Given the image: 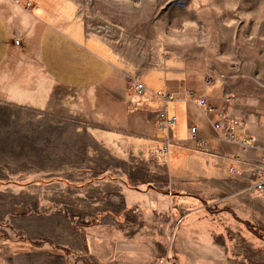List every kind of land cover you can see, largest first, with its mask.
<instances>
[{
    "label": "rangeland",
    "instance_id": "obj_1",
    "mask_svg": "<svg viewBox=\"0 0 264 264\" xmlns=\"http://www.w3.org/2000/svg\"><path fill=\"white\" fill-rule=\"evenodd\" d=\"M25 6H39L56 24L100 42V54L125 69L129 97L136 93L129 79L143 84L159 68L170 79L208 84L218 97L231 98L226 112L245 121L255 146L242 150L237 175L228 172L233 165L221 167L228 182L220 188L230 199L215 209L233 213L244 250L264 264V198L250 188L264 143V0H33ZM97 94L59 89L45 109L0 99L1 250L82 254L84 230L103 203L117 206V186L162 188L172 181L169 190L178 193L181 178L170 176V165L193 163L196 151L209 149L181 142L162 156L155 151L160 145L112 126V114L98 115Z\"/></svg>",
    "mask_w": 264,
    "mask_h": 264
},
{
    "label": "crops",
    "instance_id": "obj_2",
    "mask_svg": "<svg viewBox=\"0 0 264 264\" xmlns=\"http://www.w3.org/2000/svg\"><path fill=\"white\" fill-rule=\"evenodd\" d=\"M28 1L33 0H0V99L45 109L59 89L99 92L98 115L112 114V126L154 145L170 136L168 155L176 144L192 142L193 125L210 137V147L207 153L196 151L193 163L186 159L184 166L170 165V176L181 178L175 184L182 190L178 193L169 190L172 181L162 188L117 186V206L103 203L102 214L84 230V253L0 249V264H258L257 254L244 250L233 213L215 209L230 199L220 188L228 182L221 167L238 166L247 152L212 128L216 115H205L196 98L220 106L225 95L218 97L208 84L170 79L157 68L143 78L145 92L129 97L123 87L125 69L100 54V42L73 25L56 24L39 6L27 8ZM163 110L176 121L160 128L157 115Z\"/></svg>",
    "mask_w": 264,
    "mask_h": 264
},
{
    "label": "built area",
    "instance_id": "obj_3",
    "mask_svg": "<svg viewBox=\"0 0 264 264\" xmlns=\"http://www.w3.org/2000/svg\"><path fill=\"white\" fill-rule=\"evenodd\" d=\"M14 38V43L19 42V38L17 36V32L15 30L12 31ZM223 77V74L219 76H215L213 74H207L204 81L207 83H211L216 78ZM129 88L134 90L137 94H143L145 92V88L143 84L137 80H128ZM193 92L188 94V98L191 99L193 97ZM224 103L218 106L213 104L212 102L207 101L203 97H197L196 101L198 102L200 108L202 109L205 115L209 113H214L216 115V119L212 121V128L222 134L225 139L229 142L235 144L241 150L252 149L255 146V139L253 135L249 132L246 127L245 121L240 118L230 117L226 112V106L232 100L229 96H223ZM158 117V127H164V125L174 124L176 121V117L172 115H168L165 110L160 111L157 115ZM190 131V140L194 141L196 145L200 148L208 149L210 145H208L209 136L202 135L198 130L196 125L189 127ZM171 142L170 136H165L161 143V148L156 149L157 153H160L162 156L168 154L169 152V144ZM259 161H258V175L251 181L250 188L252 191H256L260 194L262 198H264V143L259 147ZM229 174L237 175L239 170H235L233 168H229ZM161 263L162 260H159Z\"/></svg>",
    "mask_w": 264,
    "mask_h": 264
}]
</instances>
